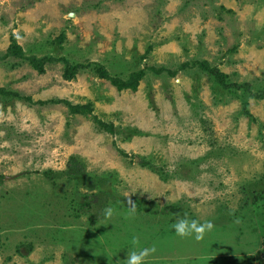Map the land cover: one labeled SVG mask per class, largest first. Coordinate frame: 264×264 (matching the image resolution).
Wrapping results in <instances>:
<instances>
[{
	"label": "rangeland",
	"instance_id": "374dc122",
	"mask_svg": "<svg viewBox=\"0 0 264 264\" xmlns=\"http://www.w3.org/2000/svg\"><path fill=\"white\" fill-rule=\"evenodd\" d=\"M0 200V264H264V0H0Z\"/></svg>",
	"mask_w": 264,
	"mask_h": 264
},
{
	"label": "clouds",
	"instance_id": "9594fccd",
	"mask_svg": "<svg viewBox=\"0 0 264 264\" xmlns=\"http://www.w3.org/2000/svg\"><path fill=\"white\" fill-rule=\"evenodd\" d=\"M134 193V192H133ZM132 193H125L124 197L127 198L126 205L129 209V214H135L137 211V204L131 199ZM115 213V209L111 206H106L103 210V217L105 221H111ZM178 235L187 236L193 232L196 233L197 239H203L206 232H210L214 228L212 221H205L203 224L194 219L184 217L173 225ZM157 251L153 246L151 249H141L139 251H133L127 256L128 264H145V258L150 254H154Z\"/></svg>",
	"mask_w": 264,
	"mask_h": 264
},
{
	"label": "trees",
	"instance_id": "16d2710c",
	"mask_svg": "<svg viewBox=\"0 0 264 264\" xmlns=\"http://www.w3.org/2000/svg\"><path fill=\"white\" fill-rule=\"evenodd\" d=\"M78 69H79V66H78ZM213 75L216 76V79H217V80H220L219 76H221V80H222V81H224L223 78L226 77V76H223V74L220 73L218 70H217L216 74H213ZM222 77H223V78H222Z\"/></svg>",
	"mask_w": 264,
	"mask_h": 264
},
{
	"label": "crops",
	"instance_id": "0c3cea01",
	"mask_svg": "<svg viewBox=\"0 0 264 264\" xmlns=\"http://www.w3.org/2000/svg\"><path fill=\"white\" fill-rule=\"evenodd\" d=\"M1 201V200H0Z\"/></svg>",
	"mask_w": 264,
	"mask_h": 264
}]
</instances>
